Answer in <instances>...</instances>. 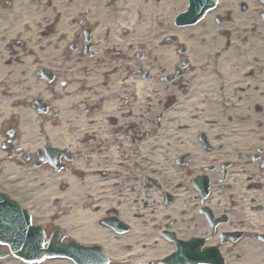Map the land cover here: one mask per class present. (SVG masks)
I'll return each mask as SVG.
<instances>
[{
  "label": "bare ground",
  "instance_id": "obj_1",
  "mask_svg": "<svg viewBox=\"0 0 264 264\" xmlns=\"http://www.w3.org/2000/svg\"><path fill=\"white\" fill-rule=\"evenodd\" d=\"M11 1L0 7V187L33 222L100 246L108 264H165L175 244L164 230L218 247L227 264H264V169L249 159L264 148V5L219 0L196 24L177 27L187 0ZM78 18L94 27L91 58L68 51ZM179 61L184 73L159 82ZM13 118L15 140L4 141ZM46 147L55 163L33 159ZM183 154L189 163L179 167ZM227 160V177L215 170L202 198L200 170ZM200 208L228 219L210 226ZM112 219L129 229L118 233ZM237 232L238 242L218 241ZM0 264L29 263L6 256Z\"/></svg>",
  "mask_w": 264,
  "mask_h": 264
},
{
  "label": "water",
  "instance_id": "obj_2",
  "mask_svg": "<svg viewBox=\"0 0 264 264\" xmlns=\"http://www.w3.org/2000/svg\"><path fill=\"white\" fill-rule=\"evenodd\" d=\"M210 1L207 0V7L210 6ZM185 19V15H182ZM0 203H2L3 206H8V213H7V219L8 221H12L15 223V230L11 232L12 235H14L18 240H28L30 238H35L34 243L35 245L39 244L41 241L40 233L37 229H33L29 227V216L26 212L20 211L17 207V205L5 198H2L0 200ZM2 219H0V230H4L8 232V229L3 226V223L1 222ZM56 248V247H55ZM39 250V249H38ZM30 252V251H28Z\"/></svg>",
  "mask_w": 264,
  "mask_h": 264
},
{
  "label": "rangeland",
  "instance_id": "obj_3",
  "mask_svg": "<svg viewBox=\"0 0 264 264\" xmlns=\"http://www.w3.org/2000/svg\"><path fill=\"white\" fill-rule=\"evenodd\" d=\"M253 3H256V5L258 6V0H254L253 1ZM258 20H260V21H263L264 22V20H263V18H262V16L261 15H259L258 14ZM219 20H221V21H223V19H221V18H218ZM218 19H216V23L217 24H219L220 22H219V20ZM218 21V22H217ZM79 20H78V24H79ZM171 25H174L173 23L171 24ZM79 26H81V24H79ZM79 26H77V29H79V30H81V31H84L85 30V28H83V27H79ZM81 39L83 40V38H80V39H76V47H79V46H81ZM140 51V50H139ZM105 60V61H104ZM96 61V63L94 62V64H96L97 66H101V65H104L107 61H106V57L104 56V57H102V58H98V60L96 59L95 60ZM264 70V68H262V71ZM163 73H165V72H163ZM162 73V74H163ZM164 75H162V76H160V77H158L157 79H158V81L159 82H161V83H165V84H172L173 83V81H168L165 77H163ZM54 79H55V76H54ZM53 81V80H52ZM10 128V124L9 125H5L4 126V128H3V132L5 131V130H7V129H9ZM199 139L200 140H203V137H199ZM7 151L9 150V149H6ZM259 150H261V148L259 149ZM259 150H254V152L252 153V155L251 156H249V159H250V161H252V162H257L258 160H259V165H260V169H264L263 167H261V162H262V160H264V151L263 150H261V151H259ZM258 154V157L256 158V160H253V156L254 155H257ZM178 159V158H177ZM177 159H175V161H174V164L175 165H177V166H179V167H185V166H187L188 165V158H187V155L186 156H184V159H183V163H178V161H177ZM207 166V170L205 171L204 169L203 170H201L202 172H205V173H208L209 175L208 176H210L212 173H214L215 172V170H218V167H216V164L215 163H209V164H206ZM230 167L231 166H228V170L230 169ZM220 169V168H219ZM218 175V174H217ZM18 191V190H17ZM19 192V191H18ZM168 220H173V219H168ZM45 231H46V233L49 235L50 234V232L51 231H53V229H51V228H49V227H46V229H45Z\"/></svg>",
  "mask_w": 264,
  "mask_h": 264
}]
</instances>
